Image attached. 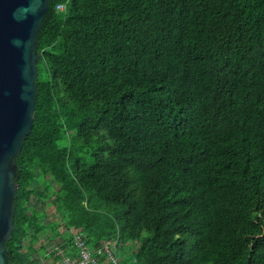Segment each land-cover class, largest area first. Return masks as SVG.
Here are the masks:
<instances>
[{"label":"trees","instance_id":"1","mask_svg":"<svg viewBox=\"0 0 264 264\" xmlns=\"http://www.w3.org/2000/svg\"><path fill=\"white\" fill-rule=\"evenodd\" d=\"M36 51L11 264H61L40 233L77 254L70 229L122 264H264V0H48Z\"/></svg>","mask_w":264,"mask_h":264},{"label":"water","instance_id":"2","mask_svg":"<svg viewBox=\"0 0 264 264\" xmlns=\"http://www.w3.org/2000/svg\"><path fill=\"white\" fill-rule=\"evenodd\" d=\"M48 0H0V264H11L4 242L13 228L18 188L15 157L29 134L37 94L36 35Z\"/></svg>","mask_w":264,"mask_h":264},{"label":"built area","instance_id":"3","mask_svg":"<svg viewBox=\"0 0 264 264\" xmlns=\"http://www.w3.org/2000/svg\"><path fill=\"white\" fill-rule=\"evenodd\" d=\"M64 7L63 3L59 4V9L63 10ZM70 237L73 246L77 250V254H67L62 239L54 246L57 248L56 254L60 257L61 264H122L111 251V240L105 238L98 248H92L87 244L85 235L81 231H75ZM52 263L53 260L45 258L40 262V264Z\"/></svg>","mask_w":264,"mask_h":264},{"label":"rangeland","instance_id":"4","mask_svg":"<svg viewBox=\"0 0 264 264\" xmlns=\"http://www.w3.org/2000/svg\"><path fill=\"white\" fill-rule=\"evenodd\" d=\"M37 182L34 183V185H36ZM53 192V188L51 187L50 188V191L49 192ZM35 198L36 196L33 195L32 196V203L35 202ZM54 197L53 196H50L49 198V202H38L37 204V209L38 210H43V212L46 213V220H51V221H54L55 217H58V210L56 209V204L54 202ZM47 203V205H46ZM48 232V231H47ZM75 232V229H70V233H74ZM40 235H42L44 237V239L46 240L47 242V247L48 248H53L57 242L54 241L53 239H50L49 238V232L48 233H40ZM36 244H39L38 242ZM111 251L114 253V254H120V250H116V248L112 245L111 246ZM130 251V246L127 247L124 251L121 250V253L124 255L125 253H128Z\"/></svg>","mask_w":264,"mask_h":264},{"label":"clouds","instance_id":"5","mask_svg":"<svg viewBox=\"0 0 264 264\" xmlns=\"http://www.w3.org/2000/svg\"><path fill=\"white\" fill-rule=\"evenodd\" d=\"M37 7L45 2V0H35Z\"/></svg>","mask_w":264,"mask_h":264}]
</instances>
